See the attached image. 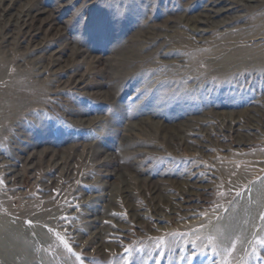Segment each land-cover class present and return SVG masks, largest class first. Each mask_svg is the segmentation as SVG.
I'll list each match as a JSON object with an SVG mask.
<instances>
[{
	"label": "rangeland",
	"instance_id": "obj_1",
	"mask_svg": "<svg viewBox=\"0 0 264 264\" xmlns=\"http://www.w3.org/2000/svg\"><path fill=\"white\" fill-rule=\"evenodd\" d=\"M112 5L0 0V264H264V0Z\"/></svg>",
	"mask_w": 264,
	"mask_h": 264
},
{
	"label": "snow or ice",
	"instance_id": "obj_2",
	"mask_svg": "<svg viewBox=\"0 0 264 264\" xmlns=\"http://www.w3.org/2000/svg\"><path fill=\"white\" fill-rule=\"evenodd\" d=\"M86 4L91 3V0H85ZM99 3L110 12V16H108L107 18L102 17L99 21H98V25L100 26H106V25H110V24H115L116 22H118L122 15H126V13H121L118 10L113 9V5H112V0H99ZM256 182H261L264 183V178H258V180ZM0 183H3L2 180H0ZM246 191H251V189L249 188H245ZM243 193L240 191H237L235 193V195L237 197H240ZM219 195L224 196L225 193L221 192L219 193ZM64 219H67V217H64ZM260 222L262 224H264V213H261L260 215ZM26 223H28L29 225L32 224V221H26ZM167 236L170 237H174L176 234H166ZM221 235H223V231H221ZM58 239L60 240V242L63 244L64 248L67 250L68 253H70L76 261L79 262V264H85L84 258H82L80 253L74 252L73 251V247L72 245L62 236H59V234H57ZM208 241H209V246H213V244L216 242V238L213 236H209L208 237ZM256 242L261 246L264 247V237H257ZM175 240H167L165 239V237H159L156 238L155 241V247L161 249L160 255L161 257L164 256V251L163 249L167 248L169 250H171L172 246L174 245ZM195 247V245H194ZM216 249L214 248V251ZM133 249L130 247H125L124 248V254H122V259H124L125 264H130L131 261V253H132ZM235 251V242H233L231 244L230 248H224V252L226 253V258L222 261V264H229V260L227 259V255H231V253H233ZM255 251V249L253 250ZM157 264H159V262H157Z\"/></svg>",
	"mask_w": 264,
	"mask_h": 264
},
{
	"label": "bare ground",
	"instance_id": "obj_3",
	"mask_svg": "<svg viewBox=\"0 0 264 264\" xmlns=\"http://www.w3.org/2000/svg\"><path fill=\"white\" fill-rule=\"evenodd\" d=\"M35 2V1H34ZM37 15V14H36ZM32 16V15H31ZM31 18V17H30ZM36 18V17H35ZM34 18V19H35ZM33 19V18H32ZM33 19V20H34ZM47 19V18H46ZM23 20V19H22ZM54 22V21H53ZM51 24V23H50ZM54 26V25H53ZM30 27V26H29ZM47 32H49V31H47ZM50 34V33H49ZM56 34V33H55ZM49 36V35H48ZM71 49V48H70ZM59 53V52H58ZM57 53V54H58ZM63 54V53H62ZM119 59V58H118ZM117 59V60H118ZM116 60V61H117ZM60 67H61V65H60ZM117 68H118V66H117ZM119 71V70H118ZM155 126H157V128H158V130H160V131H162V133H163V135H170V131H171V129L170 128H168L167 126H165V125H160V124H158L157 123V125H155ZM180 131V130H179ZM172 134V133H171ZM171 138V137H170ZM44 155V154H43ZM38 161V160H37ZM34 163V162H33ZM155 191V190H154ZM100 247V246H99Z\"/></svg>",
	"mask_w": 264,
	"mask_h": 264
}]
</instances>
